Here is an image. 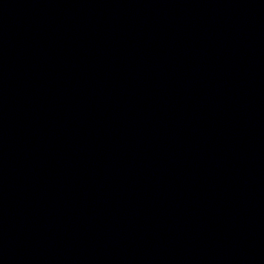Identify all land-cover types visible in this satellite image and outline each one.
Wrapping results in <instances>:
<instances>
[{
	"label": "water",
	"instance_id": "obj_1",
	"mask_svg": "<svg viewBox=\"0 0 264 264\" xmlns=\"http://www.w3.org/2000/svg\"><path fill=\"white\" fill-rule=\"evenodd\" d=\"M0 264H185L93 0H0Z\"/></svg>",
	"mask_w": 264,
	"mask_h": 264
}]
</instances>
